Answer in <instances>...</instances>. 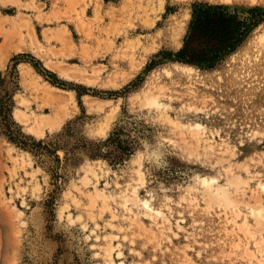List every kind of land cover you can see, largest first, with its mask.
Wrapping results in <instances>:
<instances>
[{
	"label": "rangeland",
	"instance_id": "rangeland-1",
	"mask_svg": "<svg viewBox=\"0 0 264 264\" xmlns=\"http://www.w3.org/2000/svg\"><path fill=\"white\" fill-rule=\"evenodd\" d=\"M194 1L264 7L0 0V77L14 66L17 84L8 88L12 127L30 145L42 140L24 149L0 122V264H264V216L254 215L264 206L255 191L264 182V100L245 84L197 82L178 61L156 62L183 45L190 20L175 37L168 16L190 13ZM101 128L103 137L89 135ZM97 148L105 156L90 154ZM236 165L248 185L238 205L199 193L198 178L223 184Z\"/></svg>",
	"mask_w": 264,
	"mask_h": 264
},
{
	"label": "trees",
	"instance_id": "trees-1",
	"mask_svg": "<svg viewBox=\"0 0 264 264\" xmlns=\"http://www.w3.org/2000/svg\"><path fill=\"white\" fill-rule=\"evenodd\" d=\"M263 20V6L243 7L194 1L191 4L190 20L183 38V45L176 51L169 50L161 53L163 58L156 62L168 59L196 65L202 69L212 68L233 51ZM194 40H196L195 46L192 45ZM18 57L14 59L16 60ZM153 67L154 64H151L146 69L149 70ZM14 68L13 66L7 70L3 77H0V90H4V95L0 97V122L4 134L11 142L24 149L37 151L40 149L42 140L36 142L38 147L30 145L27 143L30 136L24 135L19 127H12L13 121L10 118L11 91L8 88L10 84L13 85L11 88L17 85L14 80ZM119 148L122 153H126V147L119 146ZM90 154L105 156L101 154L100 148L92 149ZM117 159H121L120 156H117Z\"/></svg>",
	"mask_w": 264,
	"mask_h": 264
},
{
	"label": "bare ground",
	"instance_id": "bare-ground-1",
	"mask_svg": "<svg viewBox=\"0 0 264 264\" xmlns=\"http://www.w3.org/2000/svg\"><path fill=\"white\" fill-rule=\"evenodd\" d=\"M211 1L221 2V1H229V0H211ZM189 16H190L189 12H185V14H179V15L175 13H171L166 21V31L168 32V34L171 36L175 34L179 36L181 34V31L184 29L189 19ZM176 40L177 41H175L174 46L178 47L181 45V40L179 38ZM173 64L180 65L181 66V68H179L180 71L187 73L189 76L193 75L195 77V80L197 79L196 80L197 82L203 79L206 80V78H211V79L213 78V79L221 80L222 82L234 81L237 82L239 85L245 84L247 86L246 88L247 89L250 88V91L254 92L258 96V100L262 101L264 100V20L260 22L233 51L229 52L221 61V63H219L218 65L212 68L202 69L194 65L181 63V62H173ZM155 68L156 67L152 68L150 71L155 70ZM146 81L147 80H145V82ZM148 101L150 103H155V104L158 103L157 98L154 95H150L148 97ZM196 123L194 126H196ZM197 125H199L200 127V124ZM101 130H104V128H101ZM239 167H240L239 165H236L234 167L230 166L229 171L223 173V175L225 176V178H223L224 179L223 184H217L216 178L211 176H203L201 178H198L197 183L201 185V190H202L199 193L206 192L207 194H210V196L211 195L214 196L215 199L214 203L217 206L224 208L235 207L236 205H238V203L242 201L243 196H245L244 190L248 186L246 180L242 179L235 172L236 168L238 169ZM257 185L258 188H256L255 191H261L264 193V182L259 181ZM198 188L197 186L192 185L191 190L197 191L199 190ZM136 199L140 200L141 202L144 201L139 199L138 197H136ZM147 208L151 209L149 202ZM251 209L252 208H250V211H252ZM254 209L256 210L254 213L256 218H261L264 216L263 205L258 203L254 207ZM155 211L157 213H161V210L159 209Z\"/></svg>",
	"mask_w": 264,
	"mask_h": 264
},
{
	"label": "snow or ice",
	"instance_id": "snow-or-ice-1",
	"mask_svg": "<svg viewBox=\"0 0 264 264\" xmlns=\"http://www.w3.org/2000/svg\"><path fill=\"white\" fill-rule=\"evenodd\" d=\"M197 127H199V125H196ZM55 129V128H54ZM53 129V130H54ZM220 134H222V133H220ZM89 135H91V136H100V137H103L104 135H105V131L104 130H95V129H92L90 132H89ZM143 148V147H142ZM144 188V186L141 188V191H142V189ZM143 194L145 195V196H149V195H152V193H150V192H147V193H144L143 192ZM157 199V197H153V200L155 201ZM142 203H143V206L145 207V208H147L148 207V201L147 200H144V201H142ZM125 239L127 240V237H125ZM133 245H135V246H139L138 244H137V242L136 241H133ZM145 247H147V245H145ZM135 255H137L136 253H133V256H135ZM94 264H96V262L94 261ZM124 264H127V261H124Z\"/></svg>",
	"mask_w": 264,
	"mask_h": 264
}]
</instances>
